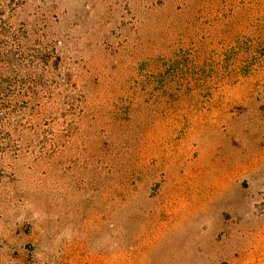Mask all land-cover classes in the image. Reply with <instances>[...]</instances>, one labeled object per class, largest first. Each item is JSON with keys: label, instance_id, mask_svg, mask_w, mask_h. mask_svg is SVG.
<instances>
[{"label": "rangeland", "instance_id": "1", "mask_svg": "<svg viewBox=\"0 0 264 264\" xmlns=\"http://www.w3.org/2000/svg\"><path fill=\"white\" fill-rule=\"evenodd\" d=\"M0 264H264V0H0Z\"/></svg>", "mask_w": 264, "mask_h": 264}]
</instances>
